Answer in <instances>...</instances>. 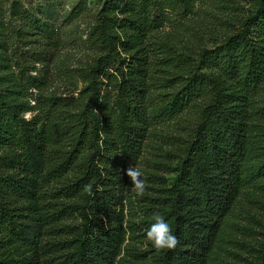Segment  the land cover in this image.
<instances>
[{
  "label": "trees",
  "instance_id": "obj_1",
  "mask_svg": "<svg viewBox=\"0 0 264 264\" xmlns=\"http://www.w3.org/2000/svg\"><path fill=\"white\" fill-rule=\"evenodd\" d=\"M191 2L100 1L88 33L96 56L75 69L84 86L77 95H40L35 105L26 92L46 80L21 65L11 70L8 40L0 39V264H113L127 237L147 235L127 234L123 225L121 165L123 157L140 156L153 119L190 122L170 182L148 200L140 221L148 232L163 218L178 243L146 264H209L264 132L257 102L264 93V0L217 45L177 51L167 44L154 67L148 40L169 9L189 12ZM85 7L78 1L67 17ZM40 8L44 13H29L11 4L25 25L48 36L51 11ZM162 70L168 74L154 75ZM30 109L37 114L26 118ZM259 168L264 172V159ZM146 251L129 253L142 260ZM255 256L249 264H264V238Z\"/></svg>",
  "mask_w": 264,
  "mask_h": 264
},
{
  "label": "rangeland",
  "instance_id": "obj_2",
  "mask_svg": "<svg viewBox=\"0 0 264 264\" xmlns=\"http://www.w3.org/2000/svg\"><path fill=\"white\" fill-rule=\"evenodd\" d=\"M12 1L0 0V39L8 40L7 55L13 59L11 70L17 73V65H21L26 73L46 80L42 89L29 87L25 101L35 105L40 95H77L84 81L78 77L75 69L87 68L96 56L97 51L88 41V33L93 26L94 14L100 5L98 3L102 0H81L86 7L72 18L67 17V12L80 0H17L29 13H44L41 5L49 6L51 15L48 18L54 28L48 36L40 34L30 23L25 25L12 12ZM255 2L192 0L189 12L178 14L169 9V18L153 32L146 45L152 51L150 55L154 67L159 66L158 58L163 56L167 44L176 45L177 51L217 45L225 35L240 27L241 19L253 10ZM167 74L165 70L154 73L160 76ZM4 85L0 80V87ZM257 102L264 107V93ZM36 114L37 109L24 112L26 118ZM189 122L190 119L178 122H158V119H153L140 156L135 160L123 157L121 173L126 176V184L123 187L122 209L127 234L147 233L140 221L149 205L148 200L160 194L170 182L173 173L170 169L179 157L183 144L181 137L188 131ZM257 137L255 147L250 152L247 183L221 221L211 248L209 264H249L255 260L264 238V172L259 168V163L264 159V132ZM130 166L142 173V194L137 193L130 177L126 175L125 170ZM250 169L256 172L250 173ZM132 222H136L139 230H133ZM125 243L113 264L128 261L146 264L151 255L157 252L147 235L134 240L127 237ZM133 249L147 250L144 259L135 260L129 253Z\"/></svg>",
  "mask_w": 264,
  "mask_h": 264
},
{
  "label": "clouds",
  "instance_id": "obj_3",
  "mask_svg": "<svg viewBox=\"0 0 264 264\" xmlns=\"http://www.w3.org/2000/svg\"><path fill=\"white\" fill-rule=\"evenodd\" d=\"M126 175L130 177L131 183L136 189L138 194H142L144 191V183L140 179L142 173L138 170L130 166L125 170ZM147 236L152 243V246L156 250H161L164 248L172 249L178 243L177 238L171 234V229L169 226L163 221V218L157 216V223L153 224L149 231L147 232Z\"/></svg>",
  "mask_w": 264,
  "mask_h": 264
}]
</instances>
